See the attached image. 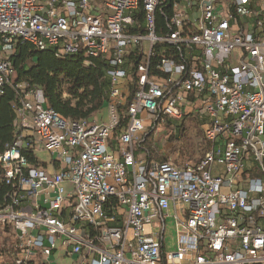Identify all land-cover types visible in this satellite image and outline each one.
<instances>
[{
    "label": "built area",
    "instance_id": "2783aa9c",
    "mask_svg": "<svg viewBox=\"0 0 264 264\" xmlns=\"http://www.w3.org/2000/svg\"><path fill=\"white\" fill-rule=\"evenodd\" d=\"M20 41L104 56L111 89L104 121L66 119L42 89L24 91L0 153L16 264H48L61 242L80 264H264V0H0V94ZM195 110L211 142L196 166L137 154ZM42 149L51 169L24 153L42 162Z\"/></svg>",
    "mask_w": 264,
    "mask_h": 264
},
{
    "label": "trees",
    "instance_id": "16d2710c",
    "mask_svg": "<svg viewBox=\"0 0 264 264\" xmlns=\"http://www.w3.org/2000/svg\"><path fill=\"white\" fill-rule=\"evenodd\" d=\"M170 5L166 3L162 6L164 12H172ZM158 19L161 20L160 16ZM57 53L55 49L41 50L30 42L20 41L16 44L11 57L14 76L0 94V153L17 139L16 108L24 91L42 89L48 106L70 120L93 118L109 104L111 84L106 76L109 65L104 56L87 57L84 51L64 56H58ZM162 53V46L158 45L150 63L152 76L161 74L158 62ZM19 85L25 88H19ZM167 126L170 127V134L166 145L176 156L177 165L196 166L211 148L198 111L186 115L180 124L169 122ZM142 147L145 145L138 149L137 154L143 151ZM24 153L30 161L41 163L34 152ZM157 159L163 161L168 160V157ZM42 166L45 167V164L42 163ZM9 191L0 166V209L8 202ZM19 254L21 251L12 228L0 230V257L3 264H16Z\"/></svg>",
    "mask_w": 264,
    "mask_h": 264
},
{
    "label": "rangeland",
    "instance_id": "374dc122",
    "mask_svg": "<svg viewBox=\"0 0 264 264\" xmlns=\"http://www.w3.org/2000/svg\"><path fill=\"white\" fill-rule=\"evenodd\" d=\"M143 118H147V113L143 112L141 114ZM170 127L163 126L160 129L154 130L151 134L150 142L148 144H145V148H148L149 153H151V157L154 158V160L160 161V159H157V157L163 158V156H167L168 160L177 164L175 162L176 156L174 153L171 152L169 149L170 147H167L166 142L167 138L170 134ZM152 149V151H151ZM143 155V154H142ZM154 225H160L158 221L154 223ZM166 244L167 249L169 251H174L176 248V241H177V229L175 220L173 218L167 219V230H166Z\"/></svg>",
    "mask_w": 264,
    "mask_h": 264
},
{
    "label": "crops",
    "instance_id": "0c3cea01",
    "mask_svg": "<svg viewBox=\"0 0 264 264\" xmlns=\"http://www.w3.org/2000/svg\"><path fill=\"white\" fill-rule=\"evenodd\" d=\"M241 21H244L245 25L250 22V21H246L244 19V17L240 16L239 18ZM108 118V105L105 107L104 110H102L101 112H99L96 116H94L93 118H90V120H107ZM40 157L42 160L41 163L45 164L47 168L51 169L52 166H48L49 162H50V153L47 152L46 150L42 149L39 152ZM175 215V210L174 208H172L168 214L167 219L169 218H174ZM168 250L167 249V244L164 246V251ZM20 256L22 255L19 254ZM81 260L80 258L74 256L71 253V248L67 247L63 242H61V244L59 245V248L57 250H55L50 258V263L48 264H80ZM0 264H3V260L0 257ZM31 264H46V263H41L38 262L36 259L34 261H32Z\"/></svg>",
    "mask_w": 264,
    "mask_h": 264
}]
</instances>
